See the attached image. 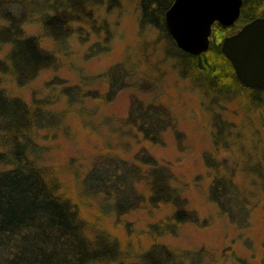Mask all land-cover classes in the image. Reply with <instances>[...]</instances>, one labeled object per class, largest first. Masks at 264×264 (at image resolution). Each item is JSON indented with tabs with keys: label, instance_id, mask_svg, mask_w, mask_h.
<instances>
[{
	"label": "trees",
	"instance_id": "obj_1",
	"mask_svg": "<svg viewBox=\"0 0 264 264\" xmlns=\"http://www.w3.org/2000/svg\"><path fill=\"white\" fill-rule=\"evenodd\" d=\"M173 2L130 0L139 29L150 36H145L139 46L138 55L144 65L141 75L150 78L165 63L166 57L160 59L162 46L172 45L171 55L183 60L182 76L207 80L225 91L239 106L243 121H248L254 113L258 115L255 137L262 153L257 168L261 170L264 166V90L246 87L238 80L221 42L244 23L264 16V0H244L235 26L224 28L216 23L209 49L200 54L184 51L171 35L165 13ZM123 7L122 0H0V51L7 47L0 56V264H125L123 242L104 225V219L114 209L121 222V216L135 206L125 207L129 204L126 198L114 204L110 202L112 209L107 212L99 215L93 212L97 203L102 205L101 194L111 201L113 185H117L120 193L131 190L136 195L141 187V197L148 202L146 209L150 214L162 205H171L172 211L162 218L180 225L199 222L196 212L187 209V199L178 195L173 179L175 170L159 161L153 152L155 145L164 143L169 130L180 137L172 110L154 96H131L124 122L130 126L129 134L135 146L128 154L118 156L113 147H107L116 156H97L85 170L74 167L72 161L58 164L49 155L51 132L61 129L60 125L68 135L72 132L71 125L65 122L73 112L66 107L68 103H80L87 97L110 102L121 90L131 86L123 79L122 62L99 75L105 88L94 89L79 82L67 84L60 77H54L46 83L47 95L27 99L24 94V87L43 70L59 69L66 65L67 57L83 50L78 42L89 45L93 34L101 32L98 24L110 25L111 13ZM32 23L38 28L30 33L26 26ZM45 39L51 43L45 44ZM169 73L165 70L162 75L157 74L143 89L152 91V86L158 85ZM60 84L62 88H58ZM228 112L237 114L233 110ZM214 140L218 144V138ZM219 147L223 148L221 144ZM216 151L219 153L220 149L216 147ZM129 154L146 169L145 182L133 179L132 172L138 165L128 162ZM126 168L130 170L129 180L122 177ZM211 169L210 189L224 186L233 189L237 184L239 176L235 172L227 177Z\"/></svg>",
	"mask_w": 264,
	"mask_h": 264
},
{
	"label": "rangeland",
	"instance_id": "obj_2",
	"mask_svg": "<svg viewBox=\"0 0 264 264\" xmlns=\"http://www.w3.org/2000/svg\"><path fill=\"white\" fill-rule=\"evenodd\" d=\"M122 2L124 7L115 9L108 18L110 25L98 24L101 32L93 34L89 45L78 42L83 50L67 57L65 66L43 70L23 89L27 99L43 97L49 93L46 83L54 77L67 84L79 82L94 89L105 88L99 75L123 63V79L131 86L110 102L87 97L80 103H68L66 107L73 112L65 122L71 125L72 132L68 135L61 125V129H54L49 155L58 164L72 161L74 167L85 170L97 156L127 153L135 146L130 126L124 122L131 96L156 97L172 110L180 137L169 130L164 143L155 145L153 152L159 161L175 170L173 179L178 195L187 199V209L196 212L199 222L180 225L162 218L172 211L171 205H162L150 214L146 209L148 202L141 197V187L136 195L131 190L120 193L113 185L111 201L101 194L102 205L97 203L93 212H107L112 209L110 202L126 198L129 204L125 207L135 206L121 216V222L114 209L104 219V225L123 242L125 264H264V166L257 169L262 160L255 137L258 115L254 113L243 121L239 106L225 91L207 80L182 76L183 60L171 55L172 45H161L160 59L166 57L165 63L150 78L142 76L144 65L138 55L139 46L145 36H150L139 29L130 0ZM26 28L32 33L38 25L28 24ZM44 43L51 42L45 39ZM6 49L0 51V56ZM165 70L171 73L152 86V91L143 89ZM228 110L237 114L230 115ZM107 147H113L115 153ZM127 160L138 165L132 172L135 182H145L148 175L144 166L137 163L133 154L127 155ZM209 166L227 177L235 172L239 176L237 184L233 189H210L213 170ZM124 176L131 178L129 169L124 170ZM221 183L225 185L223 179Z\"/></svg>",
	"mask_w": 264,
	"mask_h": 264
},
{
	"label": "water",
	"instance_id": "obj_3",
	"mask_svg": "<svg viewBox=\"0 0 264 264\" xmlns=\"http://www.w3.org/2000/svg\"><path fill=\"white\" fill-rule=\"evenodd\" d=\"M244 0H174L165 13L166 25L177 45L192 54L207 51L214 25L235 26ZM222 50L232 61L238 80L264 90V16L225 36Z\"/></svg>",
	"mask_w": 264,
	"mask_h": 264
}]
</instances>
